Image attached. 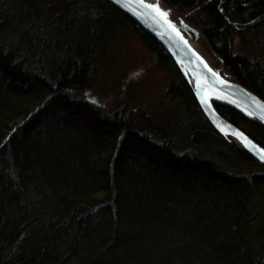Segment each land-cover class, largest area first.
<instances>
[{
	"label": "trees",
	"instance_id": "obj_1",
	"mask_svg": "<svg viewBox=\"0 0 264 264\" xmlns=\"http://www.w3.org/2000/svg\"><path fill=\"white\" fill-rule=\"evenodd\" d=\"M162 1L264 99V0ZM125 32L173 106L107 110L88 95L100 50ZM215 107L264 147V124ZM0 264H264V165L109 0H0Z\"/></svg>",
	"mask_w": 264,
	"mask_h": 264
},
{
	"label": "water",
	"instance_id": "obj_2",
	"mask_svg": "<svg viewBox=\"0 0 264 264\" xmlns=\"http://www.w3.org/2000/svg\"><path fill=\"white\" fill-rule=\"evenodd\" d=\"M147 30L172 57L190 85L205 116L222 133L228 135L264 165V147L240 127L223 117L215 104H224L264 124V99L238 82L220 73L192 45L190 37L197 38L196 29L181 19L180 25L165 13L170 11L162 0H109ZM148 5H157L158 8Z\"/></svg>",
	"mask_w": 264,
	"mask_h": 264
},
{
	"label": "rangeland",
	"instance_id": "obj_3",
	"mask_svg": "<svg viewBox=\"0 0 264 264\" xmlns=\"http://www.w3.org/2000/svg\"><path fill=\"white\" fill-rule=\"evenodd\" d=\"M169 9L171 15L183 21ZM191 38L199 43L208 61L220 68L221 63L212 49L203 42L200 33L197 38ZM166 85V73L156 65L153 54L135 34L125 32L114 44L100 50L99 75L93 87L88 90V95L95 97L94 102L107 110L127 105L129 108L136 106L156 112L175 104L165 96ZM232 142L238 144L234 139ZM252 170L258 171L257 168Z\"/></svg>",
	"mask_w": 264,
	"mask_h": 264
},
{
	"label": "bare ground",
	"instance_id": "obj_4",
	"mask_svg": "<svg viewBox=\"0 0 264 264\" xmlns=\"http://www.w3.org/2000/svg\"><path fill=\"white\" fill-rule=\"evenodd\" d=\"M160 6H161V8L164 10V12L165 13H167V16L169 17V18H171L174 22H175V24L176 25H180V22H179V20H177L173 15H171V13L169 12V11H167L166 9H164L163 7V5L162 4H159ZM190 41H191V43H192V45L199 51V53L203 56V57H205L206 59H207V57L205 56V54H204V52H203V50H202V48H201V46L199 45V43L197 42V41H195L194 39H190ZM208 60V59H207Z\"/></svg>",
	"mask_w": 264,
	"mask_h": 264
},
{
	"label": "snow or ice",
	"instance_id": "obj_5",
	"mask_svg": "<svg viewBox=\"0 0 264 264\" xmlns=\"http://www.w3.org/2000/svg\"><path fill=\"white\" fill-rule=\"evenodd\" d=\"M149 7H154V8H158L157 5H148ZM162 15H167V13H162Z\"/></svg>",
	"mask_w": 264,
	"mask_h": 264
}]
</instances>
